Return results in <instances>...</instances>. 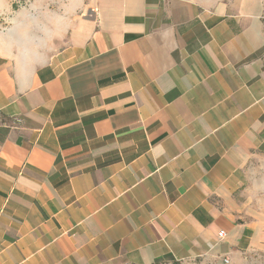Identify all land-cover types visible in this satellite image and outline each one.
I'll return each mask as SVG.
<instances>
[{"label": "crops", "instance_id": "crops-1", "mask_svg": "<svg viewBox=\"0 0 264 264\" xmlns=\"http://www.w3.org/2000/svg\"><path fill=\"white\" fill-rule=\"evenodd\" d=\"M64 4L68 23L49 11ZM37 8L46 65L22 87L0 56V264L249 258L264 242V0Z\"/></svg>", "mask_w": 264, "mask_h": 264}, {"label": "clouds", "instance_id": "clouds-1", "mask_svg": "<svg viewBox=\"0 0 264 264\" xmlns=\"http://www.w3.org/2000/svg\"><path fill=\"white\" fill-rule=\"evenodd\" d=\"M49 11H55L66 23L74 14L69 4L49 7ZM38 21L37 0H0V56L11 62L22 87L30 85L32 73L47 63L51 42L39 30Z\"/></svg>", "mask_w": 264, "mask_h": 264}, {"label": "rangeland", "instance_id": "rangeland-1", "mask_svg": "<svg viewBox=\"0 0 264 264\" xmlns=\"http://www.w3.org/2000/svg\"><path fill=\"white\" fill-rule=\"evenodd\" d=\"M260 173H257L256 176L257 181L254 183L256 194H258L260 206L264 205V161L258 167ZM262 243V242H260ZM259 248L257 247L255 250L251 252V256L243 261H240L236 264H264V242L261 244ZM159 264H210V263H176V262H166V263H159ZM216 264V263H214Z\"/></svg>", "mask_w": 264, "mask_h": 264}, {"label": "built area", "instance_id": "built-area-1", "mask_svg": "<svg viewBox=\"0 0 264 264\" xmlns=\"http://www.w3.org/2000/svg\"><path fill=\"white\" fill-rule=\"evenodd\" d=\"M220 235L223 236V235H224V232H222ZM227 262H228V261H226V263H227Z\"/></svg>", "mask_w": 264, "mask_h": 264}]
</instances>
